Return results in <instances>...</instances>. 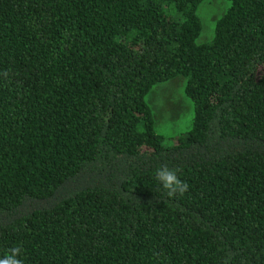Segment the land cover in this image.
<instances>
[{
  "label": "trees",
  "instance_id": "1",
  "mask_svg": "<svg viewBox=\"0 0 264 264\" xmlns=\"http://www.w3.org/2000/svg\"><path fill=\"white\" fill-rule=\"evenodd\" d=\"M200 1L0 0V257L264 264V0L196 42ZM176 75L191 120L166 141L145 95Z\"/></svg>",
  "mask_w": 264,
  "mask_h": 264
},
{
  "label": "rangeland",
  "instance_id": "2",
  "mask_svg": "<svg viewBox=\"0 0 264 264\" xmlns=\"http://www.w3.org/2000/svg\"><path fill=\"white\" fill-rule=\"evenodd\" d=\"M228 0H201L195 8L200 20L196 42L208 41L213 33L215 19L225 10ZM184 78L176 75L154 83L145 95L154 118L155 129L170 141L185 130L191 120L192 106L183 91Z\"/></svg>",
  "mask_w": 264,
  "mask_h": 264
},
{
  "label": "clouds",
  "instance_id": "3",
  "mask_svg": "<svg viewBox=\"0 0 264 264\" xmlns=\"http://www.w3.org/2000/svg\"><path fill=\"white\" fill-rule=\"evenodd\" d=\"M4 75L7 76V73ZM180 171L179 168H170L167 165H161L155 170L154 178L167 198L183 197L189 190L188 183L180 178ZM21 253V246L9 248L7 254L0 257V264H24L20 258Z\"/></svg>",
  "mask_w": 264,
  "mask_h": 264
}]
</instances>
